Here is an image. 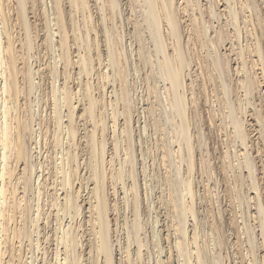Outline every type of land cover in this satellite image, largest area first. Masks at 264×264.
<instances>
[{
    "label": "bare ground",
    "instance_id": "obj_1",
    "mask_svg": "<svg viewBox=\"0 0 264 264\" xmlns=\"http://www.w3.org/2000/svg\"><path fill=\"white\" fill-rule=\"evenodd\" d=\"M263 114L264 0H0V264H264Z\"/></svg>",
    "mask_w": 264,
    "mask_h": 264
},
{
    "label": "rangeland",
    "instance_id": "obj_2",
    "mask_svg": "<svg viewBox=\"0 0 264 264\" xmlns=\"http://www.w3.org/2000/svg\"><path fill=\"white\" fill-rule=\"evenodd\" d=\"M43 62H46V61H43ZM43 62H39V61H38V62H37L38 64H37L36 62H35V63L33 62V66L35 67V66H37V65L39 66V64H41V68H42V69L44 68V70H46V69H45L46 63L44 64ZM42 63H43V65H42ZM34 64H35V65H34ZM38 66H37V67H38ZM45 74H46V73H45ZM43 77H44V75L41 77L42 79H38V78L36 79L37 81H38V80H41V83H43L42 86H41V89H39V91H37L38 93L35 92V94L37 95V97H40L39 95H40L41 92H42V93H41V97H42L43 95L45 96V94H44L45 92H47V94H48V91L45 89V88L47 87V85H46V83H45ZM238 78H239V77H238ZM59 82H61V81H59ZM43 85H44V88H43ZM43 89H44V90H43ZM47 89L49 90L48 87H47ZM45 90H46V91H45ZM35 94H34V95H35ZM34 95H33V97L35 98ZM239 95H241V93H240ZM256 98H257V99H256ZM40 99H42V101L44 102V104L47 103V104H46L47 107L45 108L46 111L44 112L45 109L43 110V114H44V115H45V114L47 115L48 110H49V111L51 110L50 106L52 107V104L50 105L51 100L49 101V99L47 98V101L45 100V101H46V102H45L43 98H40ZM253 99H254V98H253ZM258 100H259V101H258ZM255 101H257V103H258V102L260 103V99L258 98V95H256V97H255ZM43 102H42V105H43ZM257 103H256V104H257ZM48 104H49L50 106H49ZM48 107H49L50 109H49ZM250 108H251V109H250ZM250 108H249V109H250V112L252 113L253 110H254V108H253V106H250ZM47 109H48V110H47ZM252 109H253V110H252ZM37 111H38V110H37ZM37 111H36V112H37ZM263 115H264V114H263ZM248 127L250 128L251 126H247V128H248ZM255 127H256V126H255ZM255 127H254V128H251L252 130H250V131H252V133H253V134L251 133V135H252V137H253L254 140H256V139H257V136H259V134L255 135L256 132H257V131H254V130H253V129H255ZM149 130H150V129H149ZM149 130H148V134H149ZM150 133H151V131H150ZM145 136H146V135H145ZM139 139L142 141V143L145 144V145L142 144V146H143L144 149H147V150H148V147L150 148V146H152L151 144H153V143H152L153 141L150 140V139H151L150 137H149V138L144 137V139H146V140L141 139V138H139ZM147 139H148V140H147ZM149 140L152 141V142H149ZM143 141H144V142H143ZM145 141H146V142H145ZM256 141H258V139H257ZM147 142H148V144H147ZM150 143H151V144H150ZM149 144H150V145H149ZM257 147H258V146H257ZM144 149H143V150H144ZM147 155H148V154H147ZM60 193H61V191H60ZM146 204H147V206H146ZM146 204H144V205H145V208L147 209V210H146L147 213H146V215H145V216H146V219H147V218H149V217L151 218L150 215H152L153 212H149V211H151V210H150V208L148 207L149 204L147 203V201H146ZM51 210H52V209H51ZM51 210H46V218H47V217L50 218V216H51L50 220L48 219V221H47V222L49 223V226L52 225L51 228L49 227L50 233H52L51 231L55 228V223H53V222H55V221H54V220H55V216L52 215ZM48 212H50L51 215L47 216ZM148 212H149V214H150V213H152V214L149 215ZM127 213H129V211H128ZM130 214H131V213H130ZM148 215H149V216H148ZM52 216H53V217H52ZM147 216H148V217H147ZM191 219H192V218H191ZM63 220L67 223L66 218H62V219H61V221H63ZM50 221H51V222H50ZM148 221H149L148 223H151V219H150V220L148 219ZM148 229H149V225H148ZM53 237H54V236H53ZM50 240H51V241H50ZM49 241H50V242L47 243V246L49 247V250H50V256H51V255H52V253H51V252H52V249H55V247H54V246H55V244H54L55 242H54V240H52L51 238H49ZM51 242H52V243H51ZM53 245H54V246H53ZM50 248H51V249H50ZM40 256H41V255H40Z\"/></svg>",
    "mask_w": 264,
    "mask_h": 264
}]
</instances>
